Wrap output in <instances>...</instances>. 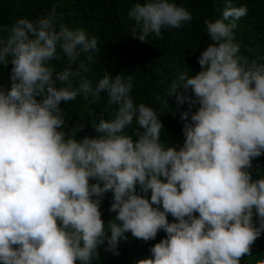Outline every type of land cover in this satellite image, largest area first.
<instances>
[{
	"label": "trees",
	"instance_id": "16d2710c",
	"mask_svg": "<svg viewBox=\"0 0 264 264\" xmlns=\"http://www.w3.org/2000/svg\"><path fill=\"white\" fill-rule=\"evenodd\" d=\"M0 264H264V0H0Z\"/></svg>",
	"mask_w": 264,
	"mask_h": 264
}]
</instances>
